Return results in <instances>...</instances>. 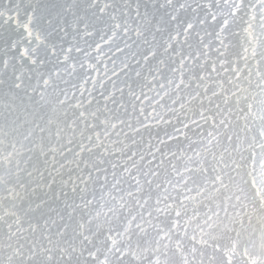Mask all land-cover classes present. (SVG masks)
Listing matches in <instances>:
<instances>
[{
    "label": "snow or ice",
    "instance_id": "6c2138e0",
    "mask_svg": "<svg viewBox=\"0 0 264 264\" xmlns=\"http://www.w3.org/2000/svg\"><path fill=\"white\" fill-rule=\"evenodd\" d=\"M0 77V264H264V0H0Z\"/></svg>",
    "mask_w": 264,
    "mask_h": 264
},
{
    "label": "rangeland",
    "instance_id": "374dc122",
    "mask_svg": "<svg viewBox=\"0 0 264 264\" xmlns=\"http://www.w3.org/2000/svg\"><path fill=\"white\" fill-rule=\"evenodd\" d=\"M70 38H72L71 36H69L68 37V39L69 40H71ZM88 39V42L90 43V44H92L93 46L95 45V43L99 40V35H96V36H93V37H89V38H87ZM67 46V45H66ZM81 47H88V45L87 44H85L83 41H81ZM106 47H108V45H103V48H104V51L105 52H107V49L108 48H106ZM119 52H115V54H113V52H107V55H111L110 56V59H109V61H103V64L106 66L107 64L109 65H107V68L103 65V64H101L102 62H100L99 64H98V66H103L102 68L101 67H99L98 69H103L104 67V70H109V69H113L114 68V70H115V72H117V73H120V76H121V78H123V73L122 72H120V69H121V67H122V61L123 60H125V57H124V54H118ZM92 54L94 55V56H96V53L93 51L92 52ZM119 55V56H118ZM103 57H104V55L103 54H101V58H102V60H103ZM122 58V59H121ZM120 59V60H119ZM110 63V64H109ZM111 65V66H110ZM97 66V67H98ZM49 68H51V65H49ZM101 71V70H100ZM109 72V71H108ZM110 72H113V71H110ZM112 77H114V78H112V79H115V76L114 75H112ZM1 78V77H0ZM3 78V77H2ZM6 79V78H5ZM34 83V82H33ZM110 86V85H109ZM108 86V88L110 89L111 87H109ZM86 87H88V88H91L92 87V85H91V83H89L88 85H86ZM4 89L3 90H1L0 92H1V94H0V113H2L3 111H4V108H5V106L8 104V103H11V100H9V97L10 96H6L5 94V92H9V89L7 88V86L6 85H4V87H3ZM7 88V89H6ZM7 91H6V90ZM3 91V92H2ZM49 92H51V89H49ZM2 94H3V98H1L2 97ZM4 96H5V98H4ZM53 99H54V97H53ZM6 101H7V103H6ZM4 104V105H3ZM6 104V105H5ZM2 106V107H1ZM177 107H178V105H177ZM181 119H183V118H181ZM2 122V121H1ZM0 122V123H1ZM173 122L174 123H176L175 122V118H173ZM177 124V127H180L179 126V124L178 123H176ZM161 127H159V126H155V128L153 127L152 128V135H151V137L153 138H149L148 137V139L146 138V140L148 141L149 139H152V142H153V144L155 145V143L157 144V142H154L155 140L154 139H156V141L157 140H159V138H161L160 136H162V133H161V131L163 130V128H166V127H168V126H164V125H160ZM158 127V128H157ZM162 130H161V129ZM168 128H170V132H172L173 131V129L171 128V127H168ZM153 129H154V131H156V132H153ZM156 129H159V130H156ZM158 131V132H157ZM186 131V130H185ZM155 134V135H154ZM191 134V133H190ZM189 134V135H190ZM159 136V138H157L156 136ZM165 135V134H164ZM155 137V138H154ZM164 136H162V138H163ZM137 138V137H136ZM164 138H166V137H164ZM140 139V137L138 136V138H137V140H139ZM144 140H145V138H144ZM145 140V141H146ZM126 142H128V141H126ZM171 142H175V141H171ZM171 142L169 141V144H171ZM172 143V144H173ZM129 144V143H128ZM130 144H131V141H130ZM145 144H147V143H145ZM163 146V145H162ZM171 146V145H170ZM144 147H145V145H144ZM146 147H147V145H146ZM173 148V149H172ZM146 149L147 148H145L144 150L146 151ZM25 150V149H24ZM168 150V149H167ZM171 150L173 151V150H175L174 149V147H171ZM9 151H10V149H9ZM166 151V150H165ZM176 151V150H175ZM157 155L159 156V154L157 153ZM126 158V157H125ZM124 158V159H125ZM127 159V158H126ZM148 159H149V157H148ZM0 160H2V158H1V156H0ZM137 160H139V157L137 158ZM121 163H123V160H121L120 161Z\"/></svg>",
    "mask_w": 264,
    "mask_h": 264
},
{
    "label": "bare ground",
    "instance_id": "6f19581e",
    "mask_svg": "<svg viewBox=\"0 0 264 264\" xmlns=\"http://www.w3.org/2000/svg\"><path fill=\"white\" fill-rule=\"evenodd\" d=\"M212 29L211 28H209V31H211ZM70 39H72V38H70ZM106 48H108V47H106ZM106 51V50H105ZM110 53V52H109ZM119 54V53H118ZM121 54V53H120ZM123 54V53H122ZM92 56L94 57V55L92 54ZM111 56V55H110ZM110 56L109 55H104V57H103V60H102V58H101V61H102V63L101 64H103V61H109V59H110ZM119 56V55H118ZM124 57H125V55H124ZM122 59V58H121ZM120 60V59H119ZM91 63H97L95 60H93V61H90ZM98 64L99 63H97V66H98ZM110 64V63H109ZM104 65V64H103ZM108 65V64H107ZM107 65L105 66L106 68H107ZM109 66V65H108ZM111 66V65H110ZM99 67H101V66H98L97 68H96V71H93V72H91V75H92V77L93 78H96V79H100V78H104V81H105V84H106V86L108 87L109 85V87H111V82L107 79V77L105 76V72H106V70H104V68L103 69H98ZM103 67V66H102ZM101 67V68H102ZM114 69V68H113ZM113 69H109V70H107V74H108V76H111L112 77V75H113V72H110V71H113ZM101 70V71H100ZM109 71V72H108ZM2 78V77H1ZM112 78H114V77H112ZM115 79H116V77H115ZM115 79H113V80H115ZM34 82V81H33ZM74 83H77V84H80V83H82V81L79 79V76H77L76 78H74V81H73ZM4 85H0V91L1 90H3L4 88ZM61 87H71V85H64L63 83H61ZM7 89V88H6ZM5 89V90H6ZM7 91V90H6ZM3 92V91H2ZM5 93H7V92H5ZM0 94H1V92H0ZM22 95V94H21ZM96 95H99V89H97V91H96ZM1 98H3V94H2V97ZM4 98H5V96H4ZM9 100H11V97H9ZM18 102V101H17ZM6 103H7V101H6ZM9 104V103H8ZM4 105V104H3ZM6 105V104H5ZM2 107V106H1ZM181 118H183V117H181ZM1 122V121H0ZM175 122L176 123H178L176 120H175ZM174 123V122H173ZM0 124H2V122L0 123ZM179 124V123H178ZM164 126H167V125H164ZM179 126H180V124H179ZM159 127H161L160 125H159ZM169 127V126H168ZM168 127H166V128H163V130L161 131V133H162V136H164L165 137V131H167V132H170V128H168ZM180 127H182V125L180 126ZM154 128H155V126H154ZM158 128V127H157ZM156 130H159V129H156ZM186 130V129H185ZM160 131V130H159ZM187 131V130H186ZM153 132H156V131H154V129H153ZM158 132V131H157ZM153 134V133H152ZM151 134V135H152ZM190 134V133H189ZM155 135V134H154ZM191 135V134H190ZM153 136V135H152ZM162 136H160L161 138H162ZM148 135L147 134H145V140H146V138L148 139ZM157 138H159V136L157 135L156 136ZM163 137V138H164ZM122 138V137H121ZM137 138H138V136H137ZM136 138V139H137ZM149 138H152V137H149ZM155 138V137H154ZM153 139V138H152ZM152 139H151V141H152ZM181 139H183V137H181ZM140 140V139H139ZM155 141L154 142H158V140L156 141V139H154ZM147 141V140H146ZM171 142V141H170ZM126 143H129L130 144V141H128V142H126ZM153 143V142H152ZM173 142H171V144H169V145H171L170 147H174V149L176 150V151H178L179 149H178V147H177V144L174 142L173 144H172ZM156 144V143H155ZM145 145V147H144V149L145 148H147L146 147V145L147 144H144ZM161 147H163L162 145H161ZM180 148H185L186 149V145H180ZM173 149V148H172ZM154 150V149H153ZM166 151H167V149H165ZM175 150H173V151H175ZM24 151H26V149L24 150ZM159 154V153H158ZM1 156V158H2V155H0ZM158 156V155H157ZM138 158V157H137ZM126 159V158H125ZM149 159H150V157H149ZM8 165L6 164V163H3V164H0V168H3V167H7ZM110 171H111V169H110ZM109 179H111V176H109ZM3 195H7V193H5V192H3V191H0V196H3ZM57 205L56 204H54L53 205V207H56ZM60 207H62V204H60L59 205Z\"/></svg>",
    "mask_w": 264,
    "mask_h": 264
}]
</instances>
